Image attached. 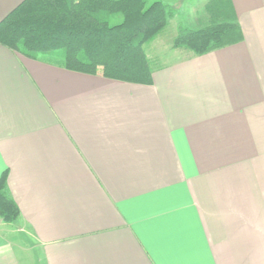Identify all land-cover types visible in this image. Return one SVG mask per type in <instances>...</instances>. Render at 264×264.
<instances>
[{"label": "crops", "instance_id": "obj_1", "mask_svg": "<svg viewBox=\"0 0 264 264\" xmlns=\"http://www.w3.org/2000/svg\"><path fill=\"white\" fill-rule=\"evenodd\" d=\"M22 1L0 0V20ZM160 1L190 29L219 13ZM225 5L242 40L148 85L0 44V176L19 209L0 264H264V0Z\"/></svg>", "mask_w": 264, "mask_h": 264}, {"label": "trees", "instance_id": "obj_2", "mask_svg": "<svg viewBox=\"0 0 264 264\" xmlns=\"http://www.w3.org/2000/svg\"><path fill=\"white\" fill-rule=\"evenodd\" d=\"M222 1L209 2L207 11L221 12ZM173 14L160 0H23L0 20V44L30 58L61 50L68 70L148 85L145 46ZM241 40L239 25L214 13L205 27L179 28L171 47L203 55ZM6 175L0 176V218L11 223L19 209L6 194Z\"/></svg>", "mask_w": 264, "mask_h": 264}, {"label": "rangeland", "instance_id": "obj_3", "mask_svg": "<svg viewBox=\"0 0 264 264\" xmlns=\"http://www.w3.org/2000/svg\"><path fill=\"white\" fill-rule=\"evenodd\" d=\"M192 1L193 0H189V2ZM225 2L226 0L222 1L221 9L226 7ZM74 4L75 3L73 2V5ZM184 8L185 7H183V9ZM219 13L221 12L219 11ZM221 15L223 16V11ZM209 22L205 26H207ZM182 27H185V24L180 22L179 19L177 20V17L175 15H172L168 19L166 26L163 28L160 34L145 46V53L152 68L167 65L171 61L182 59L191 53L186 50L174 49L171 47L173 38L176 36L179 28ZM38 56L47 58L48 60L52 61H60L61 57L63 56V51L58 50L53 52L52 54L48 53Z\"/></svg>", "mask_w": 264, "mask_h": 264}, {"label": "built area", "instance_id": "obj_4", "mask_svg": "<svg viewBox=\"0 0 264 264\" xmlns=\"http://www.w3.org/2000/svg\"><path fill=\"white\" fill-rule=\"evenodd\" d=\"M0 222H2L1 218H0Z\"/></svg>", "mask_w": 264, "mask_h": 264}]
</instances>
